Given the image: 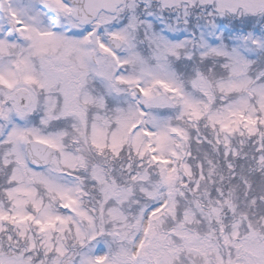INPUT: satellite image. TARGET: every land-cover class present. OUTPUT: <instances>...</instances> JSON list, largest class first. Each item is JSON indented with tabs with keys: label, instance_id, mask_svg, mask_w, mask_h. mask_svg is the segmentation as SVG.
<instances>
[{
	"label": "snow or ice",
	"instance_id": "1",
	"mask_svg": "<svg viewBox=\"0 0 264 264\" xmlns=\"http://www.w3.org/2000/svg\"><path fill=\"white\" fill-rule=\"evenodd\" d=\"M0 264H264V0H0Z\"/></svg>",
	"mask_w": 264,
	"mask_h": 264
}]
</instances>
